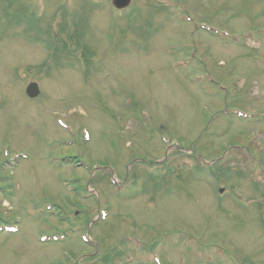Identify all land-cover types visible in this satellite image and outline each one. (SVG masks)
<instances>
[{
	"label": "rangeland",
	"instance_id": "1",
	"mask_svg": "<svg viewBox=\"0 0 264 264\" xmlns=\"http://www.w3.org/2000/svg\"><path fill=\"white\" fill-rule=\"evenodd\" d=\"M57 1L46 0V12L50 16L44 13V17L37 18L28 12L25 20L20 10L15 8L14 16L9 18L1 12L3 4L0 2V18L4 23L8 21L12 27L8 30L11 35L0 33V164L5 152L9 156L19 152L27 154L25 159L20 160L13 179L9 180L10 191L0 193V220L11 221L18 218L19 221L17 232L0 233V264H53L63 260L67 254L80 257L89 248L90 245L82 243L76 233L68 234L58 244L39 242L41 234L49 235L67 230V224L61 219L70 211L77 212L69 205L91 206L93 203L81 201L75 194L76 191L83 190L86 173L75 169L77 166L62 168L63 163L58 161L60 154H70L74 148L52 144L57 138L71 139L68 132H72L83 144L81 158L86 164L91 167L90 163L95 162L119 164L117 169L121 175H124V164L132 155L144 156L146 153L147 159L163 157L161 148L164 144L161 137L166 139L170 136L182 144L180 140L189 142L198 133L194 151L210 157L213 148L208 145L214 148L218 146L204 142L199 128L205 121L212 119L216 123L224 119L226 133L223 137L211 135L210 139L220 146L245 145L247 134L249 138V134H255V138L259 134L264 140V65L257 62L256 65L263 66L258 68L255 64L244 61V57L239 54L245 53L242 46H235L236 52H232L231 48L218 52L211 47V38L200 34L197 41L206 40L208 45L199 48L202 59H198L203 68L189 70L186 67L189 66L187 53L182 56L183 50H178L185 46L182 43L183 35L177 28L170 26L168 17L162 22H152L151 13L157 16L161 14V11L156 14L155 6L151 7L155 0H133L130 7L132 18L135 14L147 12L144 23L148 33L130 34V38L126 35L125 27L119 24L127 23L128 20L110 9L109 0H99V5L94 4L93 0H74L69 8L71 15L68 18L58 15L56 6L61 2L56 4ZM181 1H184L188 14L197 20L210 19L213 24H219L228 16L229 28L226 27V34L229 38L237 37L241 29H246L248 20L255 14L261 13L264 16V11L260 9L250 13L254 4H262L264 0H206L204 4H200L198 0H190L189 4L187 0H175L164 4L163 9L165 12L172 11L176 16L182 10ZM139 6L144 7L140 14L137 13L140 11ZM25 7L23 5L22 9ZM239 10L249 16L242 19ZM52 11L55 16L50 18ZM109 19L111 20L107 23ZM74 20L83 22L81 45L73 41L74 36L69 37L78 28ZM134 21L139 19L136 17ZM88 25H91L90 28ZM134 25L139 27L137 23ZM25 26H32L28 35L40 30L51 33V37L47 38L44 34V38H39L44 45H31L25 35L21 37ZM2 28L3 25H0V32ZM96 30H103L107 36L126 39L124 49H118L116 41L105 37H100L96 42V38L100 36ZM60 31H63V37L67 35L64 56H68L54 62L53 66L43 68L46 60L62 56L54 51L55 40L52 39V34ZM11 36H16V39ZM130 39L137 40L139 44L130 42ZM239 39L240 37L236 41L239 42ZM89 51L87 59L81 57ZM96 67L99 68V74ZM96 73L97 78L92 77ZM202 73L210 75L205 77ZM257 77L259 82L255 80ZM30 81H36L40 86V93L33 101L25 98L22 92ZM248 107H258L260 112L253 119L245 121L252 125L244 126L243 121L235 120L232 111L243 110L247 113ZM119 110L121 115L118 114V121L114 116ZM129 112L138 118L136 128L130 126L135 120L124 123L126 121L120 119L125 114L129 115ZM58 117L71 130L60 129L55 124ZM118 122L130 130V136L144 135L149 147H127L124 140L128 133L118 129ZM104 127L112 129L111 135L105 133ZM85 130L90 133L89 142L82 139V132ZM137 138L141 144L144 137ZM215 150L220 152L219 149ZM178 157L170 154V159L174 158L173 163ZM243 157L242 151L232 149L224 157V162L220 163L222 168L227 165L233 169L234 175H241V179L230 177L229 180L225 173L221 174L220 186L226 188L222 196L210 190L208 183L199 182L200 179L195 180L191 176L182 175L189 186H181L174 176L167 177V183H162L158 175L146 172L145 176L147 174L150 177L146 187L147 190L151 189V200H146L141 206L136 200L124 203L119 197L109 194L112 204H105L109 212L108 218L95 225L91 231L92 237L102 242L103 247H107L113 244L115 237L138 232L143 242L154 245L157 241L162 248H170L173 237H176L173 247L177 248L180 234H193L207 244L219 243L225 250L236 249L234 256L238 259H247L252 264H264V231L256 222L259 216L264 220V192L263 188L260 189L261 193L258 190L254 192L253 185L257 182L263 186L264 167L254 166L247 160L245 162ZM48 158L53 162H49ZM142 166V163L131 165L130 175L136 169L144 171ZM0 172L4 177L11 169L5 166L0 168ZM101 175L102 177L95 173L94 181L101 182L99 178L105 179L106 174ZM139 179L140 176L137 177ZM233 183L247 196V200H251V204L247 207L242 205L241 208H245L240 212L236 205L232 209V215H225L224 210L231 205L228 198L230 190L235 186ZM99 184L103 186V183ZM67 185L71 190L66 188ZM176 190L178 191L175 192ZM106 198V195L102 196V203ZM222 201L229 202V206ZM49 202L60 206L57 216L38 213L33 219L25 214L26 209ZM235 213H241L237 217L241 221L227 217L234 216ZM119 215H123L124 219L121 220ZM77 218L80 219L79 216ZM109 226H114L115 229L108 235ZM194 251L192 248L193 253ZM206 251L211 256L212 252L209 249ZM160 253L164 255L163 250ZM193 262L189 259L186 264ZM129 264L138 263L133 261Z\"/></svg>",
	"mask_w": 264,
	"mask_h": 264
},
{
	"label": "water",
	"instance_id": "2",
	"mask_svg": "<svg viewBox=\"0 0 264 264\" xmlns=\"http://www.w3.org/2000/svg\"><path fill=\"white\" fill-rule=\"evenodd\" d=\"M30 89V88H29ZM35 90V88H33L32 90H30L31 93H33V91Z\"/></svg>",
	"mask_w": 264,
	"mask_h": 264
}]
</instances>
